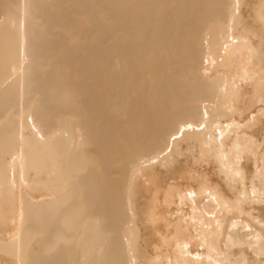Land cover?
Segmentation results:
<instances>
[{
  "label": "bare ground",
  "instance_id": "1",
  "mask_svg": "<svg viewBox=\"0 0 264 264\" xmlns=\"http://www.w3.org/2000/svg\"><path fill=\"white\" fill-rule=\"evenodd\" d=\"M0 264H264V0H0Z\"/></svg>",
  "mask_w": 264,
  "mask_h": 264
}]
</instances>
